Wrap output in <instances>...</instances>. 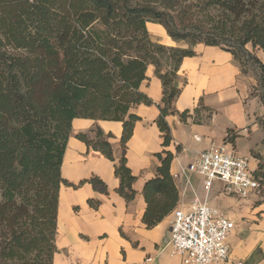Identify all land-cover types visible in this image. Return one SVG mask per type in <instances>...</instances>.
Returning a JSON list of instances; mask_svg holds the SVG:
<instances>
[{
    "label": "trees",
    "instance_id": "obj_1",
    "mask_svg": "<svg viewBox=\"0 0 264 264\" xmlns=\"http://www.w3.org/2000/svg\"><path fill=\"white\" fill-rule=\"evenodd\" d=\"M149 23L178 46L153 42ZM198 45L230 53L256 80L252 96L264 107V0H0V264H54L62 186L90 184L108 194L97 177L79 186L63 178L75 120L122 125L118 162L112 133L97 127L75 138L115 163L117 194L127 203L136 199L126 154L142 120L134 110L154 104L142 91L148 68L163 87L156 124L166 149L173 142L167 118L177 114L181 92L178 72ZM180 117L186 121L189 111ZM258 122L264 131V115ZM156 157L160 166L143 190L148 229L179 202L174 154ZM255 175L264 200V160Z\"/></svg>",
    "mask_w": 264,
    "mask_h": 264
},
{
    "label": "crops",
    "instance_id": "obj_2",
    "mask_svg": "<svg viewBox=\"0 0 264 264\" xmlns=\"http://www.w3.org/2000/svg\"><path fill=\"white\" fill-rule=\"evenodd\" d=\"M148 28L153 42L178 46L159 25ZM150 29V30H151ZM196 56L183 60L178 72L177 86L181 90L174 103L177 114L167 122L172 129L173 142L163 147V139L156 124L160 116L158 105L163 98L161 81L155 68H148L149 81L142 86L152 106L140 105L134 112L141 121L127 144V164L137 181L133 188L136 199L127 203L117 194L120 186L115 176V163L98 152L88 150L78 141L79 133H90L97 127L111 141L117 162L121 157L120 123L75 120L72 136L65 154L62 174L69 183L79 186L82 181L97 177L108 194L95 191L90 184L78 189L62 186L60 191L59 224L54 264H183L171 256V223L175 210H189L195 203L208 204L236 224L229 238V260L216 264H264V200L259 194L238 199L225 194L224 184L215 182L207 194L204 179L188 171L197 156L207 150L231 142L235 152L250 159L258 170L264 160V131L258 119L264 115L259 98L251 96L255 80L245 76L230 53L218 48L198 45ZM189 111L183 121L180 114ZM78 124V125H76ZM181 147L177 151V147ZM170 151L175 158L171 175L179 191L177 208L159 225L148 229L143 223L147 204L143 196L145 184L156 176L160 161L156 157ZM184 170V171H183ZM89 200L100 202L98 209ZM152 258V263L147 259Z\"/></svg>",
    "mask_w": 264,
    "mask_h": 264
},
{
    "label": "built area",
    "instance_id": "obj_3",
    "mask_svg": "<svg viewBox=\"0 0 264 264\" xmlns=\"http://www.w3.org/2000/svg\"><path fill=\"white\" fill-rule=\"evenodd\" d=\"M184 171V170H183ZM188 171L204 179L209 194L215 182L224 184L225 194L248 199L261 192L250 159L239 156L230 141L200 153ZM236 224L214 210L208 202L195 203L188 212L175 210L171 223V256L183 264H216L229 260V238ZM153 259H147L152 263Z\"/></svg>",
    "mask_w": 264,
    "mask_h": 264
},
{
    "label": "rangeland",
    "instance_id": "obj_4",
    "mask_svg": "<svg viewBox=\"0 0 264 264\" xmlns=\"http://www.w3.org/2000/svg\"><path fill=\"white\" fill-rule=\"evenodd\" d=\"M149 25V27L151 26V25H156V24H153V23H149L148 24ZM151 29V28H150ZM149 28H148V30H149V32H154L152 29L150 30ZM245 76H248V77H251V78H253L254 79V77L253 76H251L250 74L249 75H245ZM255 80V79H254ZM257 87V82H256V80H255V82L252 84V86H251V96H252V94H257V93H255L254 92V89ZM76 125H78V124H76ZM95 130V129H94ZM91 137H93V135H90ZM185 212H188V210H184Z\"/></svg>",
    "mask_w": 264,
    "mask_h": 264
}]
</instances>
